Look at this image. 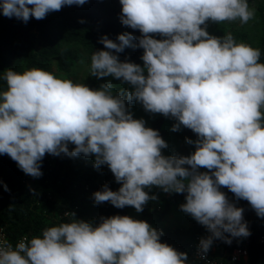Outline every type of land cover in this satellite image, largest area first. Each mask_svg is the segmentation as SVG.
I'll return each instance as SVG.
<instances>
[{
    "label": "clouds",
    "instance_id": "9594fccd",
    "mask_svg": "<svg viewBox=\"0 0 264 264\" xmlns=\"http://www.w3.org/2000/svg\"><path fill=\"white\" fill-rule=\"evenodd\" d=\"M125 32L119 43L102 36L105 49H143V67L121 62L112 51L90 57L91 75L114 77L133 86L128 101L152 113L174 117L197 134L189 156H163L166 142L158 131L133 119L113 85L90 89L57 78L40 68L7 69L0 91V154L8 155L27 175H42L45 154L95 156L94 166L107 165L122 186L107 185L92 194L95 204L110 202L137 212L150 200L144 188L186 193L181 210L205 226L199 249L207 253L213 240L231 244L230 237H248L243 208L231 203L220 187L246 200L264 218V63L260 50L237 42L231 33L210 35L208 20L221 23L255 17L248 0H119ZM86 0H0V13L27 23L43 19L63 6ZM31 5V7H28ZM158 33L157 40L149 34ZM138 44L133 45V40ZM146 71V75L144 74ZM75 147L69 151L68 143ZM184 165L190 166L184 167ZM199 168L208 171L200 172ZM2 183V182H0ZM8 191L6 185L3 186ZM46 227L39 236H23L14 246L0 234V264H185L188 257L161 243L162 232L127 215L100 217L94 225L75 218ZM225 233L229 234L228 236ZM203 258V257H202Z\"/></svg>",
    "mask_w": 264,
    "mask_h": 264
},
{
    "label": "trees",
    "instance_id": "16d2710c",
    "mask_svg": "<svg viewBox=\"0 0 264 264\" xmlns=\"http://www.w3.org/2000/svg\"><path fill=\"white\" fill-rule=\"evenodd\" d=\"M28 7H31L29 5ZM121 7L119 0H86L82 6H63L59 11H52L45 18L37 20L31 17L27 23L13 17L8 18L0 13V91L6 90L3 80L7 69L23 72L33 67L52 72L69 71L79 60L80 52L91 54L97 50L112 51L121 62L128 61L142 66L143 49L139 47H125L120 53L108 50L99 43L102 36L119 43L117 36L128 32L134 37H140L138 29H132L120 22ZM257 12L262 24L261 36L257 44H253L244 32L235 28L228 30L237 42H244L260 50V63H264V3L257 6ZM206 25V23H205ZM210 35L223 37L219 31H208ZM227 33V34H228ZM154 39L162 40L165 37L158 33L149 34ZM138 44V40L131 42ZM127 83L114 77L97 78L91 75L90 70L85 74L82 83L90 89H98L101 84ZM127 110V105L125 103ZM264 112V109H261ZM134 119V118H133ZM162 119L152 121L150 128L158 131L163 139L164 131L161 127ZM181 126L184 135L197 139L191 129ZM75 147L68 143L69 151ZM95 156L79 154L71 157L61 153L59 156L45 154L41 161L42 175L35 178V189L27 185V177L8 155L0 154V225L6 231L11 242L20 236H39L43 229L58 226L62 222H69L75 218L85 222L91 221L94 225L100 223V217L114 215L131 217L128 206L117 208L110 202L95 204L92 194L101 191L107 185L110 190L118 191L122 186L116 182L109 167L94 166ZM203 171H208L202 168ZM4 185L8 191L4 190ZM150 199L140 212L145 221L150 207L160 209L151 227L162 232L160 242L165 243L176 251L181 252L195 236L207 237L210 235L207 228L197 221L191 226H177L171 228L163 223L164 216L177 206L186 193L165 195L158 186L144 188ZM220 191L236 207L243 208V222H246L250 231L248 237H230L231 244L214 239L211 245L215 249L214 256L222 257L221 264H238L232 262L229 253L236 246L245 245L248 249L249 264H264V218L256 215L251 205L244 199H239L226 187ZM132 218V217H131ZM226 236L229 234L225 233Z\"/></svg>",
    "mask_w": 264,
    "mask_h": 264
},
{
    "label": "rangeland",
    "instance_id": "374dc122",
    "mask_svg": "<svg viewBox=\"0 0 264 264\" xmlns=\"http://www.w3.org/2000/svg\"><path fill=\"white\" fill-rule=\"evenodd\" d=\"M249 7L255 9V17L250 20L247 24H241L239 20L228 22L224 21L221 23H217L211 20L206 21V25H202L201 27H205L208 31H219L222 34H227L228 30L231 28H235L241 32H244L247 38L253 43L257 44L262 31V24L258 16L257 6L264 3V0H248ZM143 67V61L142 66ZM90 70V57L80 52L79 60L74 64V66L69 71H59L57 69H53L51 73H53L57 78L61 79H70L75 83H82V80L85 74ZM147 74L146 71L144 73ZM124 90L132 91L133 86L128 83H118L113 85V95L120 94L124 99L127 105V111L132 114L134 119H142L145 122V127L150 128V125L153 120L157 118L162 119L161 127L164 131L163 140L166 142L167 147L161 149V154L165 157L167 156H189L195 151L194 144H188L185 142V138L189 140L195 141L196 139L191 138L187 135H184L181 131V126L178 131H172V126L174 124L179 123L174 117L164 116L160 113H152L144 109L143 105L136 101H128L126 96H124ZM184 167L190 168L188 165H184ZM198 171L204 172L202 168L198 167ZM27 185L31 189H35V178L28 175L27 177ZM165 192V191H164ZM173 192H165V195L172 194ZM185 199H183L177 206L172 207L170 211L164 216L163 223L171 228L177 226H191L196 220L192 218L190 214L184 213L180 205L185 203ZM160 209L150 207L147 211V217L145 218V222H147L150 226L153 221L157 217V211ZM128 211L131 217L135 220L141 218L140 212H137L135 208L132 206H128Z\"/></svg>",
    "mask_w": 264,
    "mask_h": 264
},
{
    "label": "built area",
    "instance_id": "2783aa9c",
    "mask_svg": "<svg viewBox=\"0 0 264 264\" xmlns=\"http://www.w3.org/2000/svg\"><path fill=\"white\" fill-rule=\"evenodd\" d=\"M0 234H2L4 237L7 238V240L13 244V246L19 242V240L25 236H20L15 242H11L6 234V231L2 225H0ZM202 236H195L192 241L188 243L185 249H183L181 252H184L187 254V261L185 264H221L222 263V257L220 256H214L213 253L215 252V249L210 247L207 253H202L199 249V242ZM203 257V258H202ZM229 258L232 262L238 263V264H249V255H248V249L245 245L236 246L233 248V250L229 253Z\"/></svg>",
    "mask_w": 264,
    "mask_h": 264
}]
</instances>
